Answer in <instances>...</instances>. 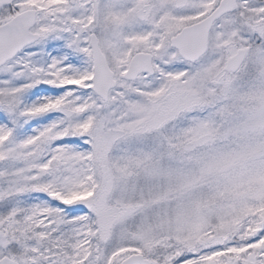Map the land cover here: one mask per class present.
Returning a JSON list of instances; mask_svg holds the SVG:
<instances>
[{"label":"snow or ice","instance_id":"obj_1","mask_svg":"<svg viewBox=\"0 0 264 264\" xmlns=\"http://www.w3.org/2000/svg\"><path fill=\"white\" fill-rule=\"evenodd\" d=\"M0 264H264V0H0Z\"/></svg>","mask_w":264,"mask_h":264}]
</instances>
